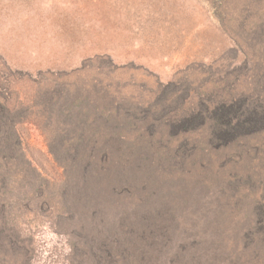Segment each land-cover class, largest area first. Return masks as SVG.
<instances>
[{
    "label": "rangeland",
    "instance_id": "1",
    "mask_svg": "<svg viewBox=\"0 0 264 264\" xmlns=\"http://www.w3.org/2000/svg\"><path fill=\"white\" fill-rule=\"evenodd\" d=\"M0 264H264V0H0Z\"/></svg>",
    "mask_w": 264,
    "mask_h": 264
},
{
    "label": "trees",
    "instance_id": "2",
    "mask_svg": "<svg viewBox=\"0 0 264 264\" xmlns=\"http://www.w3.org/2000/svg\"><path fill=\"white\" fill-rule=\"evenodd\" d=\"M236 120V122L235 123H237L238 122V119H235ZM222 121H224V120H222ZM240 121V120H239ZM244 122H245V120H244Z\"/></svg>",
    "mask_w": 264,
    "mask_h": 264
}]
</instances>
